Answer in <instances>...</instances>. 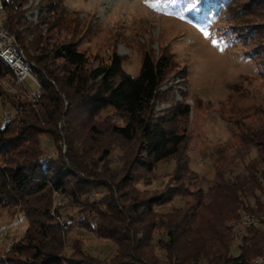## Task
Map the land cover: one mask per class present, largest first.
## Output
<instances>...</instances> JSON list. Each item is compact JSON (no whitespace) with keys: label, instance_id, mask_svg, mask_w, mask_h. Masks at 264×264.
Segmentation results:
<instances>
[{"label":"trees","instance_id":"obj_1","mask_svg":"<svg viewBox=\"0 0 264 264\" xmlns=\"http://www.w3.org/2000/svg\"><path fill=\"white\" fill-rule=\"evenodd\" d=\"M20 6L19 0H0V25L23 51L38 90L34 101H15L14 117L0 124V204L13 201L26 219L13 245L24 256L10 257L9 263L260 264L255 259L264 258V114L248 121L241 116L229 119L236 139L227 146L229 152L222 148L213 161L212 177L204 185H194L197 179L192 181L196 176L184 152L185 127L176 131L173 125L187 115L188 104L175 101L165 114L153 112L157 89L171 69L170 56L144 52L135 75L121 68L115 51L105 62L89 66L63 18L40 15L33 22ZM41 6L46 13L53 8L51 0ZM12 76L0 58V84L3 79L17 83ZM104 108L122 120L106 123L109 134L133 142L130 154L116 167L108 165V149L95 119ZM59 131H64V151L51 155L40 149L38 133L47 132L56 140ZM166 157L173 158V182L163 191L147 193L131 185L133 168L148 172ZM118 169L124 174L117 178ZM54 191L77 203L85 213L79 217L84 224L113 243L110 257L79 248L76 255L73 250L60 254L59 226L48 208ZM175 195L190 199L165 211L153 208ZM243 212L255 215L259 224L245 227L238 236L235 222ZM152 231L158 234L154 240ZM235 238L237 252L232 254ZM150 245L162 251L163 261L152 254Z\"/></svg>","mask_w":264,"mask_h":264},{"label":"rangeland","instance_id":"obj_2","mask_svg":"<svg viewBox=\"0 0 264 264\" xmlns=\"http://www.w3.org/2000/svg\"><path fill=\"white\" fill-rule=\"evenodd\" d=\"M47 1L19 0L20 9L24 17L33 22L40 15L63 18L73 28L76 49L86 55L89 66L105 62L109 53L115 51L120 57L121 68L135 75L144 52L153 57L160 52L170 56L171 69L157 89L152 102L153 112L161 116L175 101L188 104L187 115L173 125L176 131L185 127L184 152L187 167L196 176L192 181L197 179L194 185H204L212 177L213 161L222 148L224 153L229 152L227 146L236 139L228 128L229 122L239 116L248 121L264 114L261 112L264 110V75L259 74L264 60L263 2L72 0L69 6L66 0H51L53 8L46 13L41 5ZM151 3H156L157 7H151ZM0 29L5 30L1 25ZM8 66L15 79L12 64ZM30 76L32 78L25 76L23 82L17 83L3 79L0 84V90L4 89L3 99L0 98V124L14 117L15 101L35 100L38 81L31 69ZM31 91L35 92L33 97ZM95 119L103 132V145L108 149V165L116 167L125 155L130 154L133 142L113 136L105 128L106 123H122L111 108L100 110ZM62 124L61 118L57 126ZM63 133L59 131L60 137L55 141L47 132L38 133L40 149L51 155L64 151ZM173 163L172 157H166L157 161L151 171L133 168L131 185L147 193L163 191L173 182L170 178ZM1 164L4 161L0 155ZM121 174H124L123 169H118L117 178ZM90 194L95 195V190ZM49 198L48 208L58 223L62 239L60 254L69 255L73 250L74 255V250L79 248L91 254L107 255L105 257L112 255L113 243L84 224L83 218L79 217L85 213L79 211L77 203L56 191L50 192ZM189 199L186 195H175L170 201L153 204V208L165 211L171 206H181ZM19 207L13 201L0 204V264H10V257L24 256L13 250L26 226ZM152 234L154 240L158 234L154 231ZM235 241L236 238L230 245L232 254L237 252ZM150 246L152 254L163 261L162 251Z\"/></svg>","mask_w":264,"mask_h":264},{"label":"built area","instance_id":"obj_3","mask_svg":"<svg viewBox=\"0 0 264 264\" xmlns=\"http://www.w3.org/2000/svg\"><path fill=\"white\" fill-rule=\"evenodd\" d=\"M14 42L15 40L11 34H8L5 30L3 31L2 29H0V52L7 58H11V60L13 61V64L16 68V76H14L15 80L23 82L25 76L30 77L28 63L27 60H25L22 51L14 49ZM34 93L35 92L31 91V97H33ZM242 214L245 215V222H241L242 232L247 226L259 224L258 218L255 215L246 212H243ZM258 262L260 264H264V258L262 257Z\"/></svg>","mask_w":264,"mask_h":264},{"label":"bare ground","instance_id":"obj_4","mask_svg":"<svg viewBox=\"0 0 264 264\" xmlns=\"http://www.w3.org/2000/svg\"><path fill=\"white\" fill-rule=\"evenodd\" d=\"M17 45H16V42H14V49L15 50H18L17 48ZM0 58L7 64V65H10L11 66V64H12V66H13V68H14V72H15V75H16V68H15V66H14V64H13V61L11 60V58H7L4 54H2L1 52H0ZM26 60V59H25ZM27 63H28V61H27ZM9 67V66H8ZM28 70H29V76H30V68H29V63H28ZM31 77V76H30ZM32 78V77H31ZM33 80H34V82H36L35 81V79L33 78ZM37 84V83H36ZM38 86V85H37ZM241 222H245V215L243 214L241 217H239L238 218V220L235 222V233H236V235H239L241 232H242V223ZM262 257H257L256 259H255V261H259L260 259H261Z\"/></svg>","mask_w":264,"mask_h":264},{"label":"snow or ice","instance_id":"obj_5","mask_svg":"<svg viewBox=\"0 0 264 264\" xmlns=\"http://www.w3.org/2000/svg\"><path fill=\"white\" fill-rule=\"evenodd\" d=\"M145 3H149V0H145ZM150 6L155 8V7H157V4L156 3H151ZM205 34L207 35V33H205ZM213 43H216V41H213Z\"/></svg>","mask_w":264,"mask_h":264},{"label":"clouds","instance_id":"obj_6","mask_svg":"<svg viewBox=\"0 0 264 264\" xmlns=\"http://www.w3.org/2000/svg\"><path fill=\"white\" fill-rule=\"evenodd\" d=\"M66 4H69V6L72 5V0H66Z\"/></svg>","mask_w":264,"mask_h":264}]
</instances>
